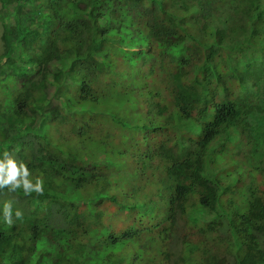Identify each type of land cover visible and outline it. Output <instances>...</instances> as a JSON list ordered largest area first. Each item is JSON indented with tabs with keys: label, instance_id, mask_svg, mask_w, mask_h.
<instances>
[{
	"label": "trees",
	"instance_id": "16d2710c",
	"mask_svg": "<svg viewBox=\"0 0 264 264\" xmlns=\"http://www.w3.org/2000/svg\"><path fill=\"white\" fill-rule=\"evenodd\" d=\"M0 2V264H264V0Z\"/></svg>",
	"mask_w": 264,
	"mask_h": 264
},
{
	"label": "clouds",
	"instance_id": "9594fccd",
	"mask_svg": "<svg viewBox=\"0 0 264 264\" xmlns=\"http://www.w3.org/2000/svg\"><path fill=\"white\" fill-rule=\"evenodd\" d=\"M2 157L3 158L0 159V187L11 184V188L15 189L21 183V181L16 179L17 176H20L25 191H36L37 193L42 191L39 180L33 184L32 181L27 179L29 170L23 162H20L19 166H17V162L7 152H4ZM10 212V204L6 203L4 205L5 219H7ZM16 215L19 216L20 212L17 211Z\"/></svg>",
	"mask_w": 264,
	"mask_h": 264
},
{
	"label": "rangeland",
	"instance_id": "374dc122",
	"mask_svg": "<svg viewBox=\"0 0 264 264\" xmlns=\"http://www.w3.org/2000/svg\"><path fill=\"white\" fill-rule=\"evenodd\" d=\"M2 18H3V12H2V4L0 2V54L8 48L3 38L4 25ZM262 148H264V144L262 145ZM11 157L17 162V158L15 156L11 155ZM6 203L10 204L12 210L23 212V211H28L30 208V203L29 202L27 203V199L17 195L16 193H14L9 189H3L0 192V205L4 206Z\"/></svg>",
	"mask_w": 264,
	"mask_h": 264
}]
</instances>
